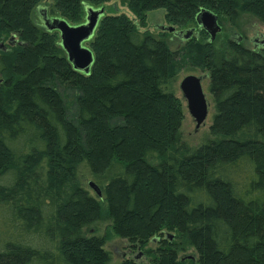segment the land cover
I'll list each match as a JSON object with an SVG mask.
<instances>
[{"label": "trees", "instance_id": "16d2710c", "mask_svg": "<svg viewBox=\"0 0 264 264\" xmlns=\"http://www.w3.org/2000/svg\"><path fill=\"white\" fill-rule=\"evenodd\" d=\"M41 1L0 0V264H139L112 262L103 224L141 249L158 238L149 264H264V47L215 44L200 29L171 49L105 15L81 72L59 32L32 20ZM107 1L52 0L51 13L77 25ZM124 1L142 24L157 8L175 28L202 9L264 23V0ZM197 69L212 117L193 146L174 83Z\"/></svg>", "mask_w": 264, "mask_h": 264}, {"label": "rangeland", "instance_id": "374dc122", "mask_svg": "<svg viewBox=\"0 0 264 264\" xmlns=\"http://www.w3.org/2000/svg\"><path fill=\"white\" fill-rule=\"evenodd\" d=\"M52 0H42L39 4L36 5L32 14V20L40 24L42 22L43 14H46V17H59L56 13H51L52 11ZM93 7H101L103 12L100 16L103 17L105 15H120L125 14L129 19H131L139 31H148L152 35L156 37H162L169 44L171 49H177L181 45L184 44L185 38L180 37L173 31H165L164 35H160L161 27L164 26H172L165 19V11L162 8H157L150 10L146 13L144 23H140L139 19L132 13L129 9L127 3L124 0H109L100 5H92ZM85 14H83L82 18H80V22H84ZM71 23V22H70ZM77 23V24H78ZM73 24V23H72ZM222 29L218 32L214 38V43L217 44L221 41H225L228 39L238 40L240 39V43L245 47L252 50H259L261 46H264V23L261 22L257 17L253 16L250 13H243L237 17L235 22L233 23L230 19L224 18L221 21ZM196 28L194 35L197 33V27L195 24H189L184 27H176V30L185 32L189 28ZM60 37V34H59ZM60 39V38H59ZM16 42V38L13 39ZM262 42V43H261ZM87 46V42L83 43ZM88 47V46H87ZM193 74L195 76L200 77L202 89L204 91L205 97L208 102V114L203 124L200 125L197 129L195 128V122L191 115L189 114L186 101L183 99L181 92L178 88V84L180 80L189 75ZM207 83H208V72L193 70V71H182L176 82L174 83L176 96L180 99L182 109H183V119L181 122V135L183 141H185L189 145H198L204 141L206 134L209 132V125L211 124L212 117V103L210 99L209 92L207 91ZM82 181L84 184H87L88 181L91 180V177L87 174H82ZM91 189V188H90ZM94 193V192H92ZM98 234H103L106 237L104 248L110 252L113 263H118L119 261L125 258H133L139 264H149L150 256L148 251L153 250L156 247V243L154 240H151L147 243L146 247L143 249L139 247H134L132 244L128 243L125 239L118 237L113 232L109 230V228L103 224L100 227V231ZM195 256V252L191 249L182 252L180 254L181 260L186 261V259L190 256ZM185 264H188L186 262Z\"/></svg>", "mask_w": 264, "mask_h": 264}, {"label": "water", "instance_id": "95a60500", "mask_svg": "<svg viewBox=\"0 0 264 264\" xmlns=\"http://www.w3.org/2000/svg\"><path fill=\"white\" fill-rule=\"evenodd\" d=\"M102 12L103 9L101 7L95 8L86 5L84 22L77 25H71L59 17L48 18L46 14L42 16L43 26L46 30H57L59 32L60 44L74 70L88 72L94 61L92 51L83 43L88 41L93 35ZM195 24L208 34L209 42H212L216 34L221 31L218 16L209 10H200L195 16ZM161 29L173 31L174 27L162 26ZM191 32L192 29L189 28L183 34L182 31L178 32V35L182 38H189ZM11 40H13V36L10 38V43H12ZM178 88L186 101L187 110L193 118L197 129L206 119L209 108L202 89L201 79L198 76L189 74L180 80ZM88 186L96 195L100 196V189L94 182L89 181ZM167 236L171 238L170 234ZM189 258L193 257L190 256Z\"/></svg>", "mask_w": 264, "mask_h": 264}, {"label": "flooded vegetation", "instance_id": "af4514ba", "mask_svg": "<svg viewBox=\"0 0 264 264\" xmlns=\"http://www.w3.org/2000/svg\"><path fill=\"white\" fill-rule=\"evenodd\" d=\"M219 23H220V25H221V29H222V24H221L220 21H219ZM195 25H196V24H195ZM196 27H197V30H198L197 33H198L199 30H200V28H198L197 25H196ZM191 29H192V32H191L190 37H191V36H196L197 34L194 35V33H195V29H196V28L194 27V28H191ZM174 31L176 32L177 35H178V32H180L179 30L177 31L175 27H174ZM183 33H184V32L182 31V34H183ZM186 39H188V38H185V40H186ZM11 41L14 43V40H11ZM236 41L240 42V39L238 38V40H236ZM261 43H262V42H261ZM263 47H264V46H261L260 49L263 48ZM157 239H158V238H153V240H154L155 242L158 241Z\"/></svg>", "mask_w": 264, "mask_h": 264}]
</instances>
